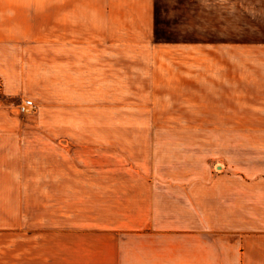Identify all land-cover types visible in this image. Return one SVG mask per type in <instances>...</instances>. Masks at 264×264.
Listing matches in <instances>:
<instances>
[{
    "label": "rangeland",
    "instance_id": "obj_1",
    "mask_svg": "<svg viewBox=\"0 0 264 264\" xmlns=\"http://www.w3.org/2000/svg\"><path fill=\"white\" fill-rule=\"evenodd\" d=\"M41 7L48 39L0 75V180L27 187L1 201L20 208L26 264L66 256L57 242L84 225L124 220L146 180H264V0Z\"/></svg>",
    "mask_w": 264,
    "mask_h": 264
},
{
    "label": "crops",
    "instance_id": "obj_2",
    "mask_svg": "<svg viewBox=\"0 0 264 264\" xmlns=\"http://www.w3.org/2000/svg\"><path fill=\"white\" fill-rule=\"evenodd\" d=\"M41 8V0H0V75L9 79L27 50L48 39L37 20ZM90 142L98 144V139ZM111 143L109 149L115 150L116 140ZM0 151L3 159V152H10L4 147ZM146 184L145 204L123 211L124 220L84 225L82 231L57 242L66 247V256L61 253L55 262L45 263L35 254L34 264H264V180H146ZM9 196H27L26 180L20 176L0 180V264H26L20 208L10 216L7 203L1 201ZM11 227L19 236L11 238L16 247L10 248Z\"/></svg>",
    "mask_w": 264,
    "mask_h": 264
},
{
    "label": "built area",
    "instance_id": "obj_3",
    "mask_svg": "<svg viewBox=\"0 0 264 264\" xmlns=\"http://www.w3.org/2000/svg\"><path fill=\"white\" fill-rule=\"evenodd\" d=\"M28 104H30V105H31V104H32V101H28Z\"/></svg>",
    "mask_w": 264,
    "mask_h": 264
}]
</instances>
